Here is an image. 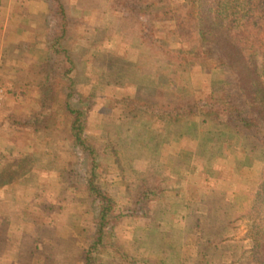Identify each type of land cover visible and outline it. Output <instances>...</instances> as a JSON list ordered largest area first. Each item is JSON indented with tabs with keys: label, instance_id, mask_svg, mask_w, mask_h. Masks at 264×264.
I'll return each instance as SVG.
<instances>
[{
	"label": "trees",
	"instance_id": "obj_1",
	"mask_svg": "<svg viewBox=\"0 0 264 264\" xmlns=\"http://www.w3.org/2000/svg\"><path fill=\"white\" fill-rule=\"evenodd\" d=\"M76 2L83 7L95 0ZM111 2V12L117 22H123L120 17L128 23L134 22L135 18L140 20V36L153 46L156 56L163 60L166 57L173 59L177 76L181 74L176 72L189 69L190 72V67L195 65L229 68L230 74L221 88H202L198 94L192 92V86L184 78L181 79L183 95L178 94L173 109H194L205 115L203 122L207 117L218 121L220 134L231 151L226 162H232L234 169L226 165L228 167L222 166L219 171H210L212 169L207 170L204 165L193 163L180 191L170 196L160 185V178L137 180L129 169L118 166L124 186V191L117 190L119 201L110 192L114 188L110 187L108 174L98 158L101 153L114 148L112 144L120 143V138L106 133L104 136L108 140L105 141L91 134L88 116L92 98L79 91L71 75L77 67L75 53L68 47L73 31L77 27L83 31L96 29L99 18L76 22L66 0H0V19L7 12H45V18L37 23L33 34L21 36L13 42L6 41L8 32L0 22V47L10 44L14 50L8 58L0 56V84L4 88L1 104L3 107L10 101L16 103V108H21L25 101L30 117L23 121L18 116L10 117L12 124L32 127V133L37 136L43 134L61 139V149L56 150L52 158V170L65 190L64 199L75 202L80 214L89 218L93 225L87 232L88 243L81 254L82 264H264V163L260 167L246 168L241 163L247 153L264 157V0ZM177 17H181L185 39L178 36L175 28L163 26ZM161 31L166 32V39L172 42V46L163 43L162 35L157 34ZM37 47L40 56L36 54ZM157 48L162 49L160 54ZM20 67L40 78L37 88L15 81L14 72ZM111 74L115 73L109 69ZM112 90L116 96L111 98L113 109L122 119L127 118L130 107L135 111H148L155 105L149 98H142L133 91ZM156 115L162 116L163 112L159 110ZM236 140L243 142L240 148L233 146ZM16 142L22 156L10 154L14 160L7 164L5 159L2 160L5 165L0 167V185L12 182L10 178L13 176L25 175L26 165L33 163L24 150L23 141ZM14 164H17L16 168L12 167ZM200 169L201 174H198ZM225 172L236 180L251 178L257 181L251 208L255 223L243 236L235 232L240 218L221 226L213 220L223 203L225 189H221L220 183ZM217 183L219 187L215 188ZM154 202L171 208L177 217L185 216V211L197 216L193 229L185 234V248L165 247L158 262L141 255L139 247L143 240L140 237L134 236L130 249L124 250L118 231L119 220L125 216L130 220L140 218L141 224L147 225ZM13 234L8 236L10 248H14L7 258L18 264L65 262L62 258L56 260L43 256L37 240L30 245L23 234ZM135 242L140 243L139 247L134 245ZM108 248L119 258L102 261L100 253Z\"/></svg>",
	"mask_w": 264,
	"mask_h": 264
},
{
	"label": "rangeland",
	"instance_id": "obj_2",
	"mask_svg": "<svg viewBox=\"0 0 264 264\" xmlns=\"http://www.w3.org/2000/svg\"><path fill=\"white\" fill-rule=\"evenodd\" d=\"M66 1L76 22L99 18L96 29L83 31L81 27L75 28L68 47L77 59V67L71 74L76 86L92 98L88 130L97 139L106 141L108 139L104 135L110 133L121 141L112 144L114 148L101 153L98 158L108 174L110 187L114 188L110 192L120 201L117 190L124 191V186L118 166L129 169L137 180L160 178V185L170 196L180 191L193 163L204 165L207 170L212 169L210 171H219L222 166L228 167L226 165L234 169L232 162H226L231 151L220 134L221 124L218 121L207 117L203 122L205 115L194 109H173L178 94L183 95L180 91L183 84L181 79L184 78L192 86V92L198 94L202 88H221L230 74L229 68L195 65L190 67V72V69L176 72L181 74L177 76L173 59L166 57L163 60L161 56H156L153 46L140 36L139 19L128 23L120 17L123 22L116 21L115 14L111 12V0H95L83 7L78 6L76 0ZM44 18L45 12L38 10L30 13L7 12L0 19L8 32L6 41L13 42L21 36L33 34L37 23ZM163 26L166 29L175 28L178 36L186 38L181 31V17L163 23ZM157 34L162 35L163 43L172 46V42L166 39V32ZM38 49L35 51L40 56ZM157 50L160 54L162 49ZM13 52L10 44L0 47L2 58L10 57ZM109 69L115 74L110 76ZM14 79L32 88H37L41 81L33 72L22 67L14 72ZM112 89L133 91L142 98H149L155 107L148 111H135L130 107L127 118L122 119L113 109L116 96L114 92L112 94ZM32 94L35 96V92L32 91ZM3 99L4 88L0 84V167L14 160L9 157L10 154L22 156L17 148L18 140L23 141L24 150L33 163L26 165L25 175L13 176L10 178L12 182L0 185V264H18L7 258L13 247L10 248L8 236H14L13 233L23 234L22 237L30 245L37 240L45 257L62 258L65 260L63 264H82L81 254L88 243L87 232L93 225L89 218L80 214L75 202L64 199L65 190L52 170V158L54 152L61 149V139L48 138L43 134L37 136L32 133V127L28 129L25 125L12 124L10 117L18 116L21 121L30 117V110L24 101L26 98L21 108H16V103L10 101L2 107ZM159 110L163 112L162 116L156 115ZM134 113L139 115L134 116ZM239 141L236 140L233 146L240 148L243 142ZM241 163L244 168L260 167L264 157L258 153H247ZM12 167L16 168L17 164ZM198 174H201V169ZM220 184L225 192L222 206L213 216L215 224L221 226L240 218L235 232L240 236L246 235L248 228L255 223L251 208L257 181L251 178L236 180L232 174L225 172ZM214 187H219V183ZM8 193L9 198L6 197ZM154 203L147 225H142L140 218L130 220L125 216L119 220L118 231L124 250L130 249L134 236L140 237L143 243L140 247L139 242L134 245L140 248L141 255L149 261L158 262L165 247L185 248V234L193 229L197 216L185 211V216L177 217L171 208ZM100 258L109 262L119 256L108 248L100 253Z\"/></svg>",
	"mask_w": 264,
	"mask_h": 264
},
{
	"label": "crops",
	"instance_id": "obj_3",
	"mask_svg": "<svg viewBox=\"0 0 264 264\" xmlns=\"http://www.w3.org/2000/svg\"><path fill=\"white\" fill-rule=\"evenodd\" d=\"M7 188H8V186H7ZM3 191H4V190H3ZM10 191H11V190H10ZM4 192H5V191H4ZM8 192H9V190H8ZM8 195H9V193H8V194H6V197H7V198H9V196H8Z\"/></svg>",
	"mask_w": 264,
	"mask_h": 264
}]
</instances>
